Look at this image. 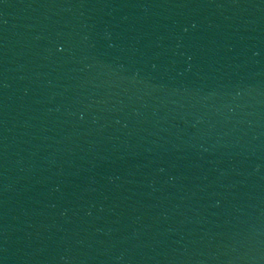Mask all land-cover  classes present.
I'll use <instances>...</instances> for the list:
<instances>
[{
    "label": "water",
    "instance_id": "obj_1",
    "mask_svg": "<svg viewBox=\"0 0 264 264\" xmlns=\"http://www.w3.org/2000/svg\"><path fill=\"white\" fill-rule=\"evenodd\" d=\"M0 264H264V0H0Z\"/></svg>",
    "mask_w": 264,
    "mask_h": 264
}]
</instances>
